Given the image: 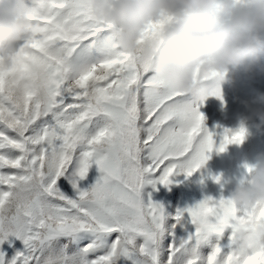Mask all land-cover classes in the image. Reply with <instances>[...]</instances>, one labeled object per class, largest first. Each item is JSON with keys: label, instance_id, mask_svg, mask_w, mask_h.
I'll return each instance as SVG.
<instances>
[{"label": "snow or ice", "instance_id": "6c2138e0", "mask_svg": "<svg viewBox=\"0 0 264 264\" xmlns=\"http://www.w3.org/2000/svg\"><path fill=\"white\" fill-rule=\"evenodd\" d=\"M28 2L39 28L13 67H0V264H200L201 245L229 229L228 251L217 244L205 264H264V247L236 251L237 233L264 222V208L206 197L173 217L142 194L147 176L168 187L210 159L215 134L200 111L209 97L189 102L156 81L95 19L91 0ZM245 131L225 129L216 150ZM185 213L195 231L169 243Z\"/></svg>", "mask_w": 264, "mask_h": 264}, {"label": "clouds", "instance_id": "9594fccd", "mask_svg": "<svg viewBox=\"0 0 264 264\" xmlns=\"http://www.w3.org/2000/svg\"><path fill=\"white\" fill-rule=\"evenodd\" d=\"M91 8L97 21L112 26L118 47L138 55L156 81L175 92L211 97L235 84L237 75L264 76V0H91ZM30 12L28 0H0V67L12 68L15 54L39 28ZM152 24L161 25L154 37L138 43ZM242 103L243 143L252 135L249 125L264 133V92ZM245 167L248 175L230 198L238 208L258 212L264 208V154ZM261 247L264 222L237 233L236 251Z\"/></svg>", "mask_w": 264, "mask_h": 264}, {"label": "rangeland", "instance_id": "374dc122", "mask_svg": "<svg viewBox=\"0 0 264 264\" xmlns=\"http://www.w3.org/2000/svg\"><path fill=\"white\" fill-rule=\"evenodd\" d=\"M257 92H264V76L247 77L237 75L235 84H224L222 88L223 99L216 96L209 97L200 111L206 117L205 126L214 133L216 148L209 153L210 159L206 164L196 171L193 175L187 176L184 172H179L171 178L173 183L165 187L160 183H151L157 181V175H149L142 194L145 202L149 200L162 204L166 212L175 216L178 209L193 207L206 197L220 198L221 196L230 197L231 192L236 185L243 181L248 175V169L245 162L254 163L260 154H264V133H257L254 127L251 128L252 135L242 144L234 143L227 147L224 152H219V146L223 143V133L225 129L238 130L242 125V116L247 114V109L242 101L251 99ZM189 102H197L199 97L188 96ZM220 177V182L216 181ZM176 224L175 219L169 221ZM195 231L191 223L190 216L185 213L180 224H176L173 229L174 237L169 236L168 242L173 238L177 241L186 239L189 233ZM231 230H226L223 237L213 235L208 241L200 247V253L204 259L200 264H205L206 258L214 251L217 244L224 248L230 243ZM16 248H23L21 241L11 238ZM5 249L8 245L5 244ZM14 250H9L12 255Z\"/></svg>", "mask_w": 264, "mask_h": 264}]
</instances>
